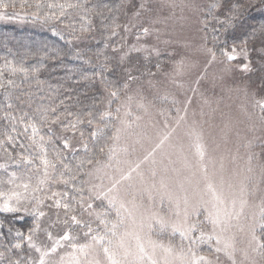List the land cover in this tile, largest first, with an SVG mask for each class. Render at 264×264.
<instances>
[{
	"label": "snow or ice",
	"instance_id": "6c2138e0",
	"mask_svg": "<svg viewBox=\"0 0 264 264\" xmlns=\"http://www.w3.org/2000/svg\"><path fill=\"white\" fill-rule=\"evenodd\" d=\"M257 2L264 9V0ZM9 6L16 7L15 3L9 5L5 0H0V19L10 15L6 11ZM26 6L34 7L35 10L31 13L34 20H42L45 23L59 22L71 29L72 39L66 41L71 45L73 40L87 38L88 34L94 31L90 26L93 18L99 19L101 31L107 33L106 41L110 40L121 26L117 23L118 17L115 13L120 12L126 5L122 2L112 8L102 0H63L60 3L46 4L40 0H35L34 4L21 0L20 7ZM180 6L198 15L201 24L199 31L205 33L204 43L195 50L205 57L204 70L198 71L200 62L190 57L175 62L171 82L180 90L171 93L170 102L175 109V117L172 119L175 126L162 136L157 133L153 139L149 134V129L156 127V122L150 121L140 131H130L132 122L120 121L123 127L118 128L117 135L112 138L117 139L121 132L126 133L130 143L123 149L124 159L117 156L114 148H109L107 162H103L96 152L89 151L85 143L83 157L71 165L65 162L62 164V170L58 169L57 164L66 159L62 151L71 149V144L67 138L63 139L62 148L53 143L52 126L60 124L63 130L70 128L75 133L78 124L84 123L82 116H87V123L92 125L95 122V114L91 111L74 114L65 110L66 115H75L76 118L64 124L59 112L60 105L64 104L63 100L60 104H41L34 109L35 115L29 116V113L23 110V105L31 108V99L23 100L17 97L21 112L17 116L11 110L18 105L12 103L10 93L5 94L8 111L0 117L6 124L0 129V158L5 162L0 163V170L7 172L9 163L17 166L20 163L33 164L37 157L24 152H16L14 156L12 151L17 146L21 149L25 147L17 137L27 135L30 129L31 135L28 139L39 149L38 159L43 165V176L38 178L35 187L31 186V176L25 178L15 172L8 174L7 181L0 180V214L11 216L7 223L0 222V264H264V139L259 144L261 151L256 152L255 139H246L237 132V152L242 144L247 152L246 167H234L229 170L225 163L227 157L223 154L217 156L215 150L210 151L196 112L193 111L191 118L189 117L192 97L186 94L188 91L193 95L198 92L200 81L207 77V66L217 61L225 65L223 71L227 73L231 70L229 65L241 59L243 63L237 66L241 71L250 73L256 71L252 63L255 56L260 70L264 71V25L252 28L239 42L234 38L229 45L227 39H222L217 34L219 29L210 27V21L217 20L225 24L224 31L227 32L241 20L247 8L254 6L252 0H210L206 5L197 4L195 0H182ZM44 8L58 11H45L41 15ZM132 8L133 20H139L153 11L151 0H139L138 3L133 0ZM219 13H223L224 21H219ZM109 20L111 22L106 23ZM77 22L81 24L79 30L75 26ZM149 22L156 24L160 20L149 16ZM124 30H129L127 25ZM141 30L146 36L150 31H158L149 27H142ZM77 31L80 35H75ZM209 33L212 46H208ZM52 35L65 38L64 33L57 28L52 29ZM218 45L220 47H217ZM104 47H109V44L106 42ZM113 51H116L115 46ZM152 51L157 56L160 55L159 49L154 48ZM59 58V54L52 57ZM76 58H80L79 53ZM123 59L122 56L121 60ZM5 66L13 76L16 73L28 75V70L23 66L14 67L11 62H6ZM155 67L157 71L149 75L155 76L163 72V65L159 62ZM71 71L68 69L69 73ZM193 73L196 74L193 82L195 86L186 88L183 78ZM2 76L3 72L0 71V77ZM135 81L137 77L129 72L123 90L131 87L129 82ZM104 83L107 88L112 87L110 82ZM7 86H14V81L9 79ZM5 87L0 80V89ZM245 94L247 95V92ZM180 95L185 96L183 101L179 99ZM109 97L110 108L111 104L119 99V90L110 91ZM128 98L131 100L130 96ZM164 99L167 100L168 96ZM204 103L207 104L208 101L205 100ZM138 107L147 113L148 109L144 104L141 103ZM253 108L259 109L258 121L264 129V97L254 99ZM170 111L161 110L159 113L164 118L165 129L170 127ZM119 112L120 108L117 107V115L113 117L110 111H106L100 116V121L103 122L105 117L119 119ZM125 115L129 116L131 113L126 112ZM199 115H205L203 110ZM37 117L39 126L34 122ZM136 119L141 117L137 116ZM45 126L48 139L40 133V127ZM107 126L106 123L105 127ZM21 127L23 133L19 130ZM225 128L231 130V125L226 124ZM255 128L256 123L252 122L250 130ZM179 129L184 130L183 136ZM80 135L83 139V131ZM90 136L98 142L103 136V129L97 125ZM184 136L188 137L187 145L183 142ZM145 143L149 147H145ZM137 145L140 146L139 149ZM139 150L146 153L142 158L137 156L135 160L127 159L130 155L136 156ZM49 151L54 154L55 162L48 158ZM103 153L104 146H100L99 155ZM236 160L237 156L232 155L231 162L235 164ZM108 169L112 171H106ZM39 170L37 165L36 171ZM4 183L10 185L7 190L2 187ZM53 184L70 187L77 194L71 197L75 205L69 202L67 191H52L50 196L47 195L46 186ZM177 190L183 195H178ZM41 192L45 194L38 195ZM58 195L60 199L56 198ZM129 196L131 199H126ZM250 198H259V212L253 213L251 217L245 211L251 206ZM46 199L52 201L49 207L55 210L58 219L60 210L64 212L63 224L68 226L69 230L64 231L63 235L53 236L50 231L56 222H50L47 227L42 223L41 218L45 217L46 213L41 206ZM165 201L168 204L166 213L156 207L157 203L163 205ZM77 210L81 216L87 215L89 219L79 218L76 215ZM19 213L32 215L34 218L33 227L28 230L27 235L15 227L14 220ZM173 215L176 220L170 223ZM201 216L203 219H199ZM250 219L252 222L249 223ZM72 226L78 227L83 233V242H79V236L72 233ZM257 229L260 230L259 235ZM38 232H44L51 243L38 244ZM165 232L169 233L170 238L178 234L179 244H173L170 239L165 245L152 239L153 234L159 236ZM237 234L245 237L240 241L245 244L244 247H237ZM23 242H26L30 250L27 255L22 254ZM201 245H206L207 250L202 251ZM69 247L72 249L71 253L58 252ZM31 250H34L38 257H33Z\"/></svg>",
	"mask_w": 264,
	"mask_h": 264
},
{
	"label": "rangeland",
	"instance_id": "374dc122",
	"mask_svg": "<svg viewBox=\"0 0 264 264\" xmlns=\"http://www.w3.org/2000/svg\"><path fill=\"white\" fill-rule=\"evenodd\" d=\"M132 2L128 0L124 17L121 22V26L117 29L115 36L116 45V60L121 66V76L124 82L128 79L129 72L137 77V81L129 82V87L122 98L119 101L117 107L120 108L119 119L115 120V135H117V129L122 128L121 120L126 122H132V129L140 131L150 121L156 122L155 128L149 129V134L156 138L157 133L161 136L164 132L169 131L171 127L175 126V121L172 117H175V109L171 105V93L180 91L176 89L175 85L171 82V76L173 74V68L175 62L181 60L184 57H190L200 62V68L198 71L204 70L205 57L199 55L195 50L196 48L204 43L203 32L199 31L201 28L200 20L198 15L193 13L187 8H182V0H151L153 11L150 14H145L139 20H133L132 18ZM138 3L139 0H136ZM187 2V0H185ZM210 0H195L197 4L206 5ZM10 15L4 19H0V24H16L18 26H25L29 23L25 12L22 11H7ZM16 13V14H13ZM149 16L152 19H159L160 22L151 24L149 22ZM128 26V31L124 30V26ZM142 27H149L150 29H157L158 31H150L149 35H144ZM159 49L160 55H156L152 49ZM171 53V55H169ZM124 57L121 60V57ZM160 63L163 65V72L157 73L155 76L149 75V73H155L156 64ZM243 61L238 59L232 62L230 71L225 73L223 71L225 65L219 61L214 62L207 66V77L200 81L198 92L193 95L191 91H188L187 96L192 97V103L189 107V117L191 118L192 112L195 111L197 120L201 122L202 129L205 135V141L209 145V149L215 150L217 156L223 154L227 157L225 163L229 170L234 167L245 168L246 167V149L242 146L239 147L237 152V132L246 139H255L257 147L256 152H260L259 144L264 139V129L259 125L258 117L260 115L259 109L253 108L254 99H260L264 97V91L260 88V85L253 83L254 77L252 78L253 72L245 73L241 71V68L237 65L242 64ZM253 67L260 65L256 57L253 56ZM185 86L193 87L196 74L185 76ZM140 89V90H138ZM247 92V95L245 94ZM131 97L129 100L128 97ZM168 96V99H164ZM179 99L183 101L184 95H180ZM208 103L205 104L204 101ZM144 104L148 109L147 113L138 107L139 104ZM161 110H171L169 118V129L164 128V118L159 114ZM203 110L205 115L201 117L200 111ZM130 112L131 115L126 116L125 113ZM168 114V113H166ZM117 115V113H116ZM139 116L141 119L137 120ZM191 122V121H190ZM252 122L256 123V128L250 130ZM231 125V130L226 129L225 125ZM180 134L184 135V130H178ZM175 135V134H174ZM175 142V141H173ZM184 144L189 143L188 137L184 136ZM130 143L126 133L121 132L119 138L113 139V143L110 148H114L119 158L124 159L123 149L126 148ZM145 147H149L145 143ZM139 149L140 146L137 145ZM146 154L143 150H139L136 156H128L127 159L135 160L138 157ZM2 155V154H0ZM109 155V151L107 157ZM232 155L237 156L235 164L231 162ZM159 159V155L157 156ZM175 159V157H173ZM4 159L0 158V163H4ZM107 162V159L106 161ZM165 163L167 161L165 160ZM106 171H112L110 169ZM15 172L18 176L27 177L31 176V186L35 187L38 178L43 176V172L38 171V176L30 175L28 172H21L11 167V163L8 164L7 172L0 170V180L7 181L9 173ZM159 179V177H157ZM99 181H97L98 183ZM107 183V179H105ZM4 190H7L10 185L4 183L2 185ZM48 188L50 192H48ZM23 191V189H18ZM46 194L51 195L52 191L60 193L56 188L52 190V187L46 186ZM38 193V195H44ZM178 195H183L179 193ZM60 199L58 195L56 197ZM126 199H131L127 197ZM157 197V201H158ZM145 201L147 196L145 195ZM250 207L246 208L245 211L251 217L253 213L259 212V198L249 199ZM52 204L51 200H45L41 206L45 211L46 216L41 218L44 227H47L50 222H56L50 229L53 236L63 235L64 231H68L69 227L63 224L64 215L63 211L60 210L59 219L55 214V210L50 208ZM156 207L162 212H168L167 201L163 205L157 203ZM183 207V204H181ZM21 214V213H20ZM114 214V213H113ZM115 215V214H114ZM113 215V217H114ZM84 219H89L85 215ZM203 219V216L199 217ZM176 217L173 215L170 219V223L174 222ZM252 222L251 219L248 221ZM69 225L71 221L69 220ZM95 227V226H94ZM72 233L79 236V242L84 241L83 233L80 232L79 228L72 226ZM257 229V234L259 233ZM230 235V233H229ZM152 239L158 243L167 245L171 239L173 244H179V235L174 237L169 236L168 232L162 233L159 236L156 234L152 235ZM245 239L242 234H237V247H244L245 244L240 241ZM36 241L38 244L49 245L51 242L48 241L47 236L44 232H38L36 234ZM66 243V242H65ZM201 250L206 251L207 246L201 245ZM30 251V250H29ZM72 249L65 248L58 250L60 254L71 253ZM33 257H38V254L31 250Z\"/></svg>",
	"mask_w": 264,
	"mask_h": 264
},
{
	"label": "trees",
	"instance_id": "16d2710c",
	"mask_svg": "<svg viewBox=\"0 0 264 264\" xmlns=\"http://www.w3.org/2000/svg\"><path fill=\"white\" fill-rule=\"evenodd\" d=\"M5 2L9 3V5L12 3L16 5L15 8L9 6L6 11L25 12L29 24L25 26L0 24V71L3 72L0 80L6 85L5 88L0 89V117L4 116L5 112L8 111L5 101L6 93H10L12 103L18 105V107L11 110L17 116L21 114L17 97L23 100L31 99V108L27 107L26 104L23 105V110L27 111L29 116L35 115L34 109L41 104L47 105L53 102L60 104V101L63 100L64 104L60 105L59 112L64 124H68L69 121H73L76 118L75 115H66L65 110L74 114L91 111L95 114V122L89 125L87 123L88 117L82 116L84 123L78 124L75 133L70 128L63 130L60 124L52 126L54 128L53 143L62 148L63 139L67 138L71 144V149L62 151V155L66 159L57 164V168L62 170L63 163L66 162L71 165L83 157L85 154V143H87L90 152H96L101 161L105 162L109 148L113 143L112 137L115 135L116 119L105 117L104 121L101 122L100 116L106 111H110L112 116L115 117L117 106L125 91L123 90L125 82L121 76V66L116 60L115 51H113V46L116 48L117 45L115 38L112 36L110 40L106 41L105 37L107 33L101 31L99 19L93 18L90 26L94 31L89 33L87 38L82 37L79 41L73 40V43L69 45L66 41L72 39L71 29L64 27L59 22L45 23L42 20H34L31 15L35 10L34 7L26 6L21 8V0H5ZM40 2L45 4L49 2L60 3L63 0H40ZM102 2L112 8H116L122 2L126 5L128 0H102ZM252 2L254 6L247 8L241 20L235 26L229 28L227 32L224 31L226 25L217 20H211L210 27L219 29L217 34L222 39H227L229 45L234 38L237 42L243 40L252 28H259L261 25H264V9L259 6L257 0H252ZM34 3L35 0H28V4ZM45 11H58V9L49 10L44 8L41 10V15ZM124 12L125 8L115 13L118 17L117 23L120 25ZM218 15L219 21H224L225 17L223 13H219ZM110 22V20L106 21V23ZM75 26L79 30L81 26L80 22H77ZM53 28L60 29L64 33L65 38L61 39L58 35L53 36ZM202 34L205 36L204 32ZM75 35H80L79 31ZM210 35L211 33H209L208 46H212ZM106 42L109 44L107 48L104 47ZM217 47L220 46L218 45ZM77 53L80 54L79 59L76 58ZM57 54H59L60 58L52 59ZM6 62H11V65L14 67L23 66L28 70V75L25 76L23 73L11 75L9 68L5 66ZM254 68L256 71H253V83L260 85V88L264 91V71L260 70V65L258 67L256 65ZM68 69L72 70L71 73L68 72ZM69 77L71 78L69 79ZM9 79L14 81V86H7ZM104 81L110 82L112 87L107 88ZM112 90H119V99L112 103L109 108V92ZM34 122L39 126L38 117ZM106 123L108 124L107 127H105ZM97 125L103 129V136L98 142L94 141L90 136V133L96 130ZM5 126V122L0 120V129H3ZM19 130L23 133L22 127ZM81 131L84 133L83 139L80 135ZM40 133L44 134L46 139L49 138L47 126L40 127ZM30 135L31 130L29 129L27 135L22 134L17 137V140L22 142L25 147L21 149L17 146L15 149H12L13 155L15 156L16 152H24L37 158L33 161L32 165L20 163L18 166L11 164V167L21 172H28L30 175L38 176L36 166L39 165V172L41 173L43 172V165L40 164V160L38 159L40 155L39 149L28 139ZM36 139L38 140L39 136ZM100 146H104L103 155H99ZM48 158L53 162L56 160L54 154L50 151ZM50 186L52 190L56 188L60 193L64 191L69 192L68 200L75 205V201H72L71 197L77 194L70 187H66L63 184H53ZM50 189L48 188V192H50ZM16 215L17 218L14 220L15 227L27 235L28 230L33 227V216L23 213ZM76 215L82 219L85 217V215L81 216L79 210H77ZM9 219H11L10 215L6 217L4 214H0V222L7 223ZM15 240L16 238L14 237ZM28 253L27 244L23 242L22 254L27 255Z\"/></svg>",
	"mask_w": 264,
	"mask_h": 264
}]
</instances>
